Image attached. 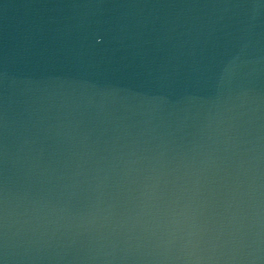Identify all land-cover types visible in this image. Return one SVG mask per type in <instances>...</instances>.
<instances>
[{"label": "water", "instance_id": "1", "mask_svg": "<svg viewBox=\"0 0 264 264\" xmlns=\"http://www.w3.org/2000/svg\"><path fill=\"white\" fill-rule=\"evenodd\" d=\"M0 264H264V0H0Z\"/></svg>", "mask_w": 264, "mask_h": 264}]
</instances>
